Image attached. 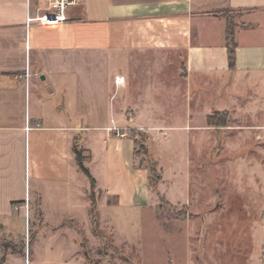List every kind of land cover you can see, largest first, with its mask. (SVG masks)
Segmentation results:
<instances>
[{
	"label": "crops",
	"instance_id": "crops-1",
	"mask_svg": "<svg viewBox=\"0 0 264 264\" xmlns=\"http://www.w3.org/2000/svg\"><path fill=\"white\" fill-rule=\"evenodd\" d=\"M50 2L0 0V225L12 234L17 225L13 235H24L26 211L13 201L38 193L34 242L43 229L57 231L72 241L65 263L87 264L82 243L91 239L83 220L100 235L93 228L91 180L76 161L74 142L88 152L98 193L117 197L116 205L147 204L150 174L137 164L129 127L172 133L201 113L202 119L238 110L259 119L264 112V0H83L69 7L66 21L27 26L28 14L42 15ZM226 9L237 13L234 70ZM117 75L125 81L116 84ZM218 80L222 88L215 92ZM114 125L119 131L109 129ZM48 189L68 190L78 200L49 220L42 206ZM80 200L87 209H75ZM10 258L31 264V255L13 250L0 264Z\"/></svg>",
	"mask_w": 264,
	"mask_h": 264
},
{
	"label": "rangeland",
	"instance_id": "rangeland-1",
	"mask_svg": "<svg viewBox=\"0 0 264 264\" xmlns=\"http://www.w3.org/2000/svg\"><path fill=\"white\" fill-rule=\"evenodd\" d=\"M225 14L237 23L235 11L226 9ZM216 82L215 92L222 88ZM201 114L185 130L172 133L129 127L136 139L137 164L149 170L153 197L143 206L116 205L117 197L102 196L94 187L101 235L92 234L90 223L83 220L91 239L85 241L92 260L87 263L264 264V112L257 119L231 110L224 126L209 125ZM93 167L104 175L98 164ZM74 198L78 200L68 190L60 194L48 189L42 206L49 220L69 212ZM80 202L75 209H87ZM23 204L13 207L26 211L24 235H13L20 232L17 225L13 234L0 225V261L12 248L25 246L31 264H78L75 259L65 263L72 241L57 231L43 229L34 242L41 222L39 194L31 192ZM76 226L85 237L83 225ZM9 264L19 263L10 258Z\"/></svg>",
	"mask_w": 264,
	"mask_h": 264
},
{
	"label": "trees",
	"instance_id": "trees-1",
	"mask_svg": "<svg viewBox=\"0 0 264 264\" xmlns=\"http://www.w3.org/2000/svg\"><path fill=\"white\" fill-rule=\"evenodd\" d=\"M227 21V28H226V44H227V48H228V56H229V68L231 70H234L236 67V46H237V42L235 40V26L236 24L234 23V21H231L227 15L225 14V10H223L222 13ZM229 119V111L228 110H215L213 111L211 114H209L207 116V123L209 125H226ZM135 138V137H134ZM135 144H136V139H135ZM73 150L76 154V161L79 164L80 168L83 170V172L90 178L91 180V192H90V198L92 200V220H93V228L96 234L101 235L100 231H99V227H98V222H99V212L97 209V201L95 199V194H94V187L96 184V179L93 176V174L91 173L89 167L86 165V160L88 158L89 155H85V151L86 149L83 147H80L78 145V143L75 141L73 144ZM151 178V177H150ZM153 186L156 185V183L152 184ZM17 202H25V200H15L13 201V203H17ZM30 241L32 242L33 239V234L30 233ZM83 247L85 248V253L87 255V259L90 261L91 257L89 254L88 249L86 248V244L83 241L82 243ZM6 247H13L12 243H5ZM25 249V246H23V248H12V250L14 252H23ZM2 260H4V257L2 258ZM89 264V263H87Z\"/></svg>",
	"mask_w": 264,
	"mask_h": 264
},
{
	"label": "built area",
	"instance_id": "built-area-1",
	"mask_svg": "<svg viewBox=\"0 0 264 264\" xmlns=\"http://www.w3.org/2000/svg\"><path fill=\"white\" fill-rule=\"evenodd\" d=\"M83 0H51L50 6L47 12L39 15L37 17L31 16L28 14L27 16V26L34 20H38L40 23L48 25V24H57L68 19L67 11L69 7L77 5L81 3ZM125 81V77L123 75H117L115 77V83L120 84ZM118 126L109 127L110 130L119 131Z\"/></svg>",
	"mask_w": 264,
	"mask_h": 264
}]
</instances>
